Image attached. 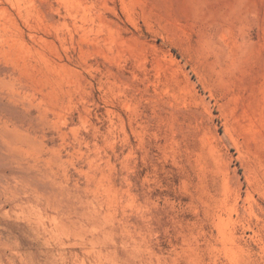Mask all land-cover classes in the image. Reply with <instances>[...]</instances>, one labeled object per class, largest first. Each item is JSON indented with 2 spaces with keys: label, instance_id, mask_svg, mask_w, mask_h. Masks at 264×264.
Listing matches in <instances>:
<instances>
[{
  "label": "rangeland",
  "instance_id": "rangeland-1",
  "mask_svg": "<svg viewBox=\"0 0 264 264\" xmlns=\"http://www.w3.org/2000/svg\"><path fill=\"white\" fill-rule=\"evenodd\" d=\"M0 264H264V0H0Z\"/></svg>",
  "mask_w": 264,
  "mask_h": 264
}]
</instances>
